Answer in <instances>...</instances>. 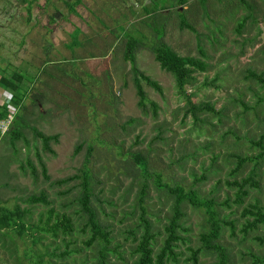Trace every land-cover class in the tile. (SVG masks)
<instances>
[{
	"label": "rangeland",
	"instance_id": "rangeland-1",
	"mask_svg": "<svg viewBox=\"0 0 264 264\" xmlns=\"http://www.w3.org/2000/svg\"><path fill=\"white\" fill-rule=\"evenodd\" d=\"M76 1L0 0V80L3 75L23 77L15 129L0 138V217L2 211L28 208L27 220L38 225L43 219L44 225L51 209L68 215L74 224L71 235L40 233L37 244L36 231L19 238L0 226V264H36L34 253L42 254L44 264H95L98 247L85 244L90 233L84 230L78 204L82 181L53 184L85 172L93 206L112 230L110 247L118 251L110 256L112 264H133L136 259L131 233L141 214L135 202L143 184L148 185L151 219L163 234L161 243L173 201L156 187L158 176L163 184L193 186L218 201L229 198L232 205L238 188L226 182L252 178L260 188H250L242 206L223 210L236 224L234 235L229 228L225 235L235 263L252 264L250 254L264 252L255 240L264 237V227L245 237L241 215L250 204L264 206V161L248 163L238 174L232 170L238 157L261 153L251 143L264 138V85L249 78L251 72L264 78V2L246 0L255 5L254 13L240 0H191L184 7L178 0H80L75 6ZM249 13L254 17L239 35L236 28ZM182 23L192 24L197 32L182 30ZM129 38L147 47L164 42L181 56L203 59L208 70L198 72L194 85L181 95L173 75L149 49H140L137 67L164 89L160 95L143 82L147 96L158 105L155 117L150 104L147 112L138 107L133 74L124 60ZM203 103L213 104L217 113H201L196 120L189 109ZM36 130L60 134L59 142L52 143L56 155L44 151ZM38 154L50 182L44 179ZM134 154L148 162L146 175ZM42 191L51 207L30 206L28 197ZM186 212L189 231L180 232L184 241L179 264H191V250L200 246L199 236L209 228L204 211L188 206ZM6 236L15 241L13 255L3 248ZM47 249L57 257L51 260ZM212 263L210 256L200 258V264Z\"/></svg>",
	"mask_w": 264,
	"mask_h": 264
},
{
	"label": "trees",
	"instance_id": "trees-1",
	"mask_svg": "<svg viewBox=\"0 0 264 264\" xmlns=\"http://www.w3.org/2000/svg\"><path fill=\"white\" fill-rule=\"evenodd\" d=\"M190 1L191 0H178V5L179 7H184L189 4ZM240 2L255 13V5L246 0H240ZM73 4L78 6L80 4V0H77ZM150 15L151 14H149V16ZM253 17V14L249 13L240 20L236 28V32L239 35H242L246 23ZM253 21L256 23L258 19H254ZM180 27L182 30L188 29L192 32H197L195 27L189 23H182ZM146 48L154 55L155 60L161 65V68L173 75L176 81V87L181 95H186L187 89L194 85L196 81V74L198 72L203 73L208 70V64L203 59L197 57L181 56L164 42L156 43L153 46L147 47L144 43H138L137 40L131 38L127 39L124 60L130 64V72L133 74V82L138 96V107L141 110H144V112H147L148 104H150L154 109L155 117H157L158 105L151 101L147 96L143 87V82L157 91L160 95L164 94V89L157 81H154L149 76L145 75L136 64L137 55L140 49ZM249 78L264 85V78L257 73H249ZM22 83L23 77L19 74H13L11 77L3 75L0 80V87L13 94L12 104L17 108V110L20 109V106L22 105V100L18 96ZM189 111L193 114L196 120L198 114L209 112L217 113L215 106L211 103H203L200 105L193 104ZM7 116V106L0 105V118H7ZM14 129L15 126L13 124L11 130L4 136L14 131ZM34 135L37 139L42 141L44 151L49 152L51 155H56V151L52 148V143L59 142L60 134L46 135L45 133L36 130ZM20 137L21 135L18 134L17 139ZM251 144L254 147L260 148L261 153L257 156L238 157V163L235 169L232 170V174H238L248 163H255L256 165H259L261 164V161H264V138L262 137L258 141H252ZM38 157L42 165L41 167L44 179L47 182H50L52 179L48 174L47 165L42 160L40 154H38ZM133 157L137 161V164L140 165L143 175H146L148 173V162L138 154H134ZM32 173L37 179L38 174L35 166ZM157 178L158 179L155 184L158 190L160 192H165L167 197L173 201L170 213L168 217H166V224L164 225L165 235L161 240V243H159V237L163 234L156 229L155 223L151 219V214L146 205V199L149 191L148 185L145 183L142 185L140 194L136 198L135 202V207L141 210V214L139 216L136 230L131 233L136 244L133 250V255L136 259L133 264H179L180 253L178 252V249L180 247V242L184 241L180 232L189 231L185 227V223L188 220V214L186 212V208L188 206L194 210H201L205 212L209 228L200 234V246L197 249L191 250V256L187 259V263L200 264V258L202 256H210L213 258L212 264H236L232 253L233 246L225 240L226 229L229 228L232 235H234L236 224L235 222L229 221L228 217L223 215V210L225 208L231 209L233 206H242L245 203V199L250 194V188H260V184L252 178L245 179L240 182L227 181L226 184L229 187L238 188L236 199L234 200L235 205H232L230 204L229 198L226 199V201H218L217 199L205 196L200 189L193 186L186 187L182 184L171 186L163 184L160 176ZM76 180L82 181V191L78 199V204L81 207V213L83 214L85 220L84 230H88L90 233V238L85 244L87 247H91L93 245L98 247V255L94 258L96 260L95 264H112L110 256L116 254L118 251L110 247L113 239L111 227L104 224L100 220L98 212L93 206L92 198L94 197V193L90 181V175L87 172L83 175L76 174L65 179L57 180L53 184L60 186ZM27 202L30 206L43 204L47 208H50L52 204L46 191H42L38 195L28 197ZM29 211L30 210L28 208L24 211L21 209L16 210L15 212L2 211L0 217L1 229L13 230V232L17 233L19 238H23V236L29 233V231H36L37 238L36 242H34L35 244L42 241V234L43 236L47 234L52 238H59L60 234L65 237L74 232V224L71 217L64 213L59 214L54 210L49 209V217L45 224L43 225V219H41L40 223L35 225L27 220L29 217ZM53 215H55L54 223ZM241 216L246 221L243 225V234L245 237H247L251 232L258 231L261 227H264V206L259 203L250 204L248 207H244ZM2 240L3 248H8L13 255L15 252H13L11 248L15 244V241L12 238H7V236L2 238ZM7 240L10 245L8 247H6V243H8ZM255 240L261 247H264V237H256ZM47 247L50 249V246H46V248ZM49 249H47V255L52 260L53 257H57V255H53L52 252H49ZM67 254L70 255L69 252ZM34 255L35 257L38 256V260L34 263H45V259L42 254L34 253ZM250 256L252 257V264H264V252L261 254L251 253Z\"/></svg>",
	"mask_w": 264,
	"mask_h": 264
},
{
	"label": "built area",
	"instance_id": "built-area-1",
	"mask_svg": "<svg viewBox=\"0 0 264 264\" xmlns=\"http://www.w3.org/2000/svg\"><path fill=\"white\" fill-rule=\"evenodd\" d=\"M12 103H13V94L5 90L2 91L0 93V105L7 106V110H8L7 118H0V135L2 136L7 134L11 130L14 121L16 119L18 110Z\"/></svg>",
	"mask_w": 264,
	"mask_h": 264
},
{
	"label": "crops",
	"instance_id": "crops-1",
	"mask_svg": "<svg viewBox=\"0 0 264 264\" xmlns=\"http://www.w3.org/2000/svg\"><path fill=\"white\" fill-rule=\"evenodd\" d=\"M250 1H251V0H250ZM262 1L264 2V0H261V2H262ZM1 137H2V135L0 136V138H1ZM6 195H7V194H6ZM6 195H4V196L1 195V196H2L1 200H2L3 203H6V201L3 199Z\"/></svg>",
	"mask_w": 264,
	"mask_h": 264
}]
</instances>
